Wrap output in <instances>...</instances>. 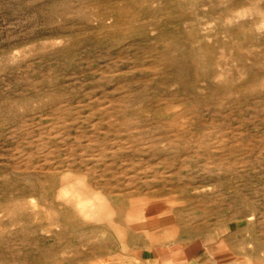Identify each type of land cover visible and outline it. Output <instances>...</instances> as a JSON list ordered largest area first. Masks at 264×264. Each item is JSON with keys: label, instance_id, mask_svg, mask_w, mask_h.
I'll return each mask as SVG.
<instances>
[{"label": "rangeland", "instance_id": "1", "mask_svg": "<svg viewBox=\"0 0 264 264\" xmlns=\"http://www.w3.org/2000/svg\"><path fill=\"white\" fill-rule=\"evenodd\" d=\"M179 237L264 264V0H0V264Z\"/></svg>", "mask_w": 264, "mask_h": 264}, {"label": "crops", "instance_id": "2", "mask_svg": "<svg viewBox=\"0 0 264 264\" xmlns=\"http://www.w3.org/2000/svg\"><path fill=\"white\" fill-rule=\"evenodd\" d=\"M176 243L164 240L159 247L147 248L146 254L138 257L141 264H237L235 259H228L220 262L215 255H208L207 258L199 255V245L188 238H176ZM167 242V243H165ZM123 260H121L122 262ZM116 262L117 259H116ZM115 262V264H117ZM120 264V263H119Z\"/></svg>", "mask_w": 264, "mask_h": 264}, {"label": "bare ground", "instance_id": "3", "mask_svg": "<svg viewBox=\"0 0 264 264\" xmlns=\"http://www.w3.org/2000/svg\"><path fill=\"white\" fill-rule=\"evenodd\" d=\"M125 38V37H124ZM101 106V105H100ZM108 116V115H107ZM110 117V116H109ZM104 120H106V119H104ZM109 127V126H108ZM105 130V129H104ZM76 137V136H75ZM113 140H115V139H113ZM131 142H132V140H131ZM130 145V144H129ZM210 146V145H209ZM165 158V157H164ZM52 173V172H51ZM124 183V182H123ZM88 194V193H87ZM171 200V199H170ZM104 207V206H103ZM105 207H107V206H105ZM98 208V207H97ZM100 208V207H99ZM101 210V209H100ZM102 213V212H101ZM133 218H134V216H133ZM131 226V225H130Z\"/></svg>", "mask_w": 264, "mask_h": 264}]
</instances>
